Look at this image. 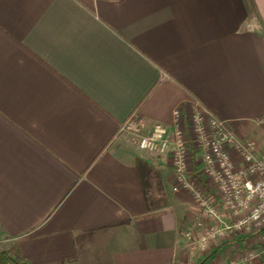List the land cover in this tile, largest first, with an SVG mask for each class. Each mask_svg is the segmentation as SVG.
I'll return each instance as SVG.
<instances>
[{"label": "crops", "instance_id": "obj_1", "mask_svg": "<svg viewBox=\"0 0 264 264\" xmlns=\"http://www.w3.org/2000/svg\"><path fill=\"white\" fill-rule=\"evenodd\" d=\"M195 103L264 140V0H0V249L186 264L174 174L120 127H171Z\"/></svg>", "mask_w": 264, "mask_h": 264}, {"label": "built area", "instance_id": "obj_2", "mask_svg": "<svg viewBox=\"0 0 264 264\" xmlns=\"http://www.w3.org/2000/svg\"><path fill=\"white\" fill-rule=\"evenodd\" d=\"M250 23L246 24L251 29ZM120 130L131 134L139 150L155 158H166L174 174L173 190L190 193L197 205L209 216H216L221 202L232 217V227L248 232L259 230L264 240V143L257 149L250 140L237 139L222 120L201 104L195 103L186 114L180 107L173 111L171 127L154 123L148 129L137 119H128ZM191 146L201 150L200 175L208 185L192 174ZM235 150L240 158L238 164L232 158ZM216 230L199 238L204 245L216 235ZM189 231L184 232L188 237ZM247 253L240 261L252 259ZM219 264H234L225 261Z\"/></svg>", "mask_w": 264, "mask_h": 264}, {"label": "rangeland", "instance_id": "obj_3", "mask_svg": "<svg viewBox=\"0 0 264 264\" xmlns=\"http://www.w3.org/2000/svg\"><path fill=\"white\" fill-rule=\"evenodd\" d=\"M249 135L250 137L234 134L237 139L252 141L255 149L264 143V140ZM153 184L155 187L150 193L158 206L162 204L163 195L159 192L157 184ZM147 187L148 185L145 186L146 189ZM174 193L178 196L173 195V198L178 202L181 201L185 212H189L182 228L183 232H190V235L185 237L187 242L185 247L189 251L186 264H219L225 261H232L234 264H258L259 262L264 264V240L260 237L258 239L253 237L252 240L248 238L250 234L260 236L261 231L249 230L245 235V232L234 229L231 214L221 202L216 207V216L212 217L200 209L190 193L184 190H177ZM210 228L216 230V235L209 238L204 245H200L199 238L206 235ZM247 253H253L255 257L244 262L240 261Z\"/></svg>", "mask_w": 264, "mask_h": 264}, {"label": "trees", "instance_id": "obj_4", "mask_svg": "<svg viewBox=\"0 0 264 264\" xmlns=\"http://www.w3.org/2000/svg\"><path fill=\"white\" fill-rule=\"evenodd\" d=\"M149 173L150 174L152 173L154 175L156 174L155 171L151 172V170L149 171ZM192 174L194 176H196L201 182H203L202 179L198 176V173L196 172L195 166H193V168H192ZM149 175L147 174V171L144 172V169H141V177H142L143 184H145L144 186H146V185L150 186V180L147 179L149 177ZM203 184L205 185V183H203ZM0 264H36V263L25 258L19 252L17 246L15 244H11L5 248L0 249Z\"/></svg>", "mask_w": 264, "mask_h": 264}]
</instances>
